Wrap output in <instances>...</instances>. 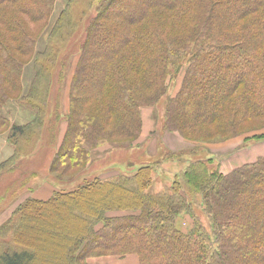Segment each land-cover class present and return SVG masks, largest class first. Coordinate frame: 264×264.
Returning a JSON list of instances; mask_svg holds the SVG:
<instances>
[{
	"label": "trees",
	"instance_id": "16d2710c",
	"mask_svg": "<svg viewBox=\"0 0 264 264\" xmlns=\"http://www.w3.org/2000/svg\"><path fill=\"white\" fill-rule=\"evenodd\" d=\"M56 1L0 0L1 16L15 10L9 20L1 17L0 31V134L8 128L15 145L30 127L37 135L42 128L56 66L36 62L27 96L23 75L33 57H42L36 48ZM75 1L69 0L55 24L44 57L56 39L63 41ZM100 5L70 84L68 128L51 168L58 179L73 180L97 148H128L140 140L142 110L161 103L169 79L185 62L180 91L166 97L167 133L200 143L243 135L246 142L264 140V132L249 135L264 130L254 127L264 122V0ZM160 12L172 15L170 27ZM10 98L42 115L27 126L10 124L2 114ZM204 158L157 194L150 193L153 170L143 166L133 175L95 179L48 200L29 199L0 226V264H91L95 257L132 254L139 264H264V157L231 172L212 169V160ZM118 212L127 214L113 215ZM183 216L193 221L188 231L178 226Z\"/></svg>",
	"mask_w": 264,
	"mask_h": 264
},
{
	"label": "rangeland",
	"instance_id": "374dc122",
	"mask_svg": "<svg viewBox=\"0 0 264 264\" xmlns=\"http://www.w3.org/2000/svg\"><path fill=\"white\" fill-rule=\"evenodd\" d=\"M90 1H92L91 5ZM68 2L69 0L56 1L48 26L41 34L37 44V53H41L42 57L38 55L33 57L25 66L23 75L24 91L27 96L36 75V62H49L56 66L51 69L53 76L51 75L49 82L48 96L45 97L46 103L48 99V104L43 105L44 120L42 128L38 129L40 134L37 135L34 128L30 127L21 140L17 139L16 145L10 140L8 128L0 134V167L5 164L0 169V218L10 214V217L0 226L12 219L18 207L29 199L48 200L58 191H72L95 179L110 180L123 174L133 175L143 166L152 168L154 182L150 193L157 194L172 186L175 177L182 175L191 162H196L201 157H205L202 161L212 160V169L219 168L224 172H231L264 157V140L246 142L247 135L227 140L216 138L214 140L217 141L200 143V141H186L178 133L166 132V97H175L180 91L189 66L188 62H185L180 72L173 74L169 79L168 93L161 103L142 110L144 129L140 140L128 148H118L113 145L97 148L93 151L92 160L88 166L78 171L73 180L58 179L51 168L56 154L62 147L68 128L66 115L69 111L70 84L79 66L87 29H90L95 23L101 0L95 2L94 0H76L71 7V19L62 31L63 41L56 39L53 52L49 51L44 57L51 32ZM8 12L14 14L15 10L8 9ZM8 12H6V16L0 15V31L2 32L5 30V26L1 17L9 20ZM68 17L65 21L68 20ZM160 17L165 27L172 25V15L160 12ZM93 36L98 43V32H95ZM68 41L70 42L68 45L63 43ZM105 52L104 50L101 54L98 52L96 55L102 57ZM24 102L26 101L22 102L11 98L5 102L2 114L10 124L27 126L36 123V119L42 115L37 110L27 107ZM262 125L264 122L261 121L255 123L254 127ZM32 132L33 134H31ZM257 132L261 133L264 130L255 131L249 135ZM14 156L16 157L13 158ZM10 159L12 161L8 162ZM126 214L124 212L113 213L118 217ZM178 226L182 230L188 231L193 226V221L189 216H183L178 220ZM5 239L6 241L11 240L10 234ZM132 259H136L135 262ZM136 261H138L137 256L130 255L124 259L111 257L92 262L97 264H138Z\"/></svg>",
	"mask_w": 264,
	"mask_h": 264
},
{
	"label": "crops",
	"instance_id": "0c3cea01",
	"mask_svg": "<svg viewBox=\"0 0 264 264\" xmlns=\"http://www.w3.org/2000/svg\"><path fill=\"white\" fill-rule=\"evenodd\" d=\"M143 124H144V118H143ZM143 129H144V126H143ZM9 217H10V214L1 217V218H0V225L3 224V222L6 221ZM132 255H136V254H132ZM129 256H130V255H128V256H126V257H124V258H127V257H129ZM136 256H137V255H136ZM111 257L119 258V259H124V258L117 257V256L95 257V258H91V259L89 260V263H91V264H97V263H93L92 261H94V260L97 261L98 259H102V258H111ZM137 258H138V261H136V262H138V264H139V257L137 256ZM130 260H131V258H130ZM132 260L135 262L136 259H132Z\"/></svg>",
	"mask_w": 264,
	"mask_h": 264
}]
</instances>
